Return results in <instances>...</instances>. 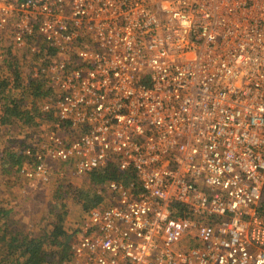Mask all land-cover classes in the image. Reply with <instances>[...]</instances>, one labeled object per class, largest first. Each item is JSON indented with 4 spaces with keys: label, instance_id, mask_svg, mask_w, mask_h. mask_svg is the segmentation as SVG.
<instances>
[{
    "label": "built area",
    "instance_id": "2783aa9c",
    "mask_svg": "<svg viewBox=\"0 0 264 264\" xmlns=\"http://www.w3.org/2000/svg\"><path fill=\"white\" fill-rule=\"evenodd\" d=\"M0 47L54 95L11 181L129 180L71 264H264V0H0Z\"/></svg>",
    "mask_w": 264,
    "mask_h": 264
},
{
    "label": "trees",
    "instance_id": "16d2710c",
    "mask_svg": "<svg viewBox=\"0 0 264 264\" xmlns=\"http://www.w3.org/2000/svg\"><path fill=\"white\" fill-rule=\"evenodd\" d=\"M35 63L36 65L44 63L42 54L36 53L22 60L0 62V127L9 128L6 132L7 136L14 134V130L15 133L22 129L29 131V128L36 126L38 121L44 119L37 100L54 97L53 90L45 79L25 75ZM10 140L12 141V138ZM23 158H25L23 155L17 154L12 149L11 151L5 149L1 160L2 171L10 174V177L17 174ZM118 174L107 171L101 174L102 179L97 178V180L103 182L109 176H113L127 185L128 178L124 174L121 178ZM62 186L56 187L54 192H61L64 187ZM78 200L86 213L99 202L96 193L90 191H82ZM262 201L259 214L264 217V193ZM182 213L183 209L177 206L174 216H181ZM52 227L47 236L38 237L29 234L10 220V214L6 209L0 208V264H71L76 228H65L61 222Z\"/></svg>",
    "mask_w": 264,
    "mask_h": 264
},
{
    "label": "rangeland",
    "instance_id": "374dc122",
    "mask_svg": "<svg viewBox=\"0 0 264 264\" xmlns=\"http://www.w3.org/2000/svg\"><path fill=\"white\" fill-rule=\"evenodd\" d=\"M4 48L6 50V47H0V54ZM25 55V53L9 54L5 58H0V62H10L14 59L22 60L26 58ZM26 104L29 105V103ZM46 123L47 120H40L36 126L29 129L25 127L29 131L22 129L15 133L16 130H14V134L11 136L6 135L9 128L0 127V208L6 209L10 214V220L21 226L25 232L38 237L47 236L48 232L52 230V226L60 222L65 228H76L87 216L78 200L80 193L82 191L94 193L98 187L102 189L105 186V181L99 182L97 180V178L102 179L101 174L92 175L85 181H77L71 185H67L68 183L65 182L61 192H54L56 187L61 186L56 181L49 185L41 184L42 180L38 178L32 182L20 180V183H13L11 181L10 174L2 171L1 160H3L4 150L11 151L12 149V151L22 155L23 150L30 146L41 148L45 140L44 135H41V130L46 128L44 126ZM38 124L41 125L37 126ZM27 161L26 158H23V163H27ZM47 167L57 170L62 166L50 162ZM262 202L261 200L259 206Z\"/></svg>",
    "mask_w": 264,
    "mask_h": 264
},
{
    "label": "crops",
    "instance_id": "0c3cea01",
    "mask_svg": "<svg viewBox=\"0 0 264 264\" xmlns=\"http://www.w3.org/2000/svg\"><path fill=\"white\" fill-rule=\"evenodd\" d=\"M95 193V192H94Z\"/></svg>",
    "mask_w": 264,
    "mask_h": 264
}]
</instances>
